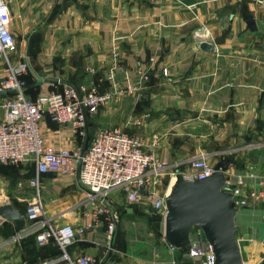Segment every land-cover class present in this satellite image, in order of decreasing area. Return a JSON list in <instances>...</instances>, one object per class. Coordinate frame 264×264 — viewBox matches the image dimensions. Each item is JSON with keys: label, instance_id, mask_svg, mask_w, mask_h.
Masks as SVG:
<instances>
[{"label": "crops", "instance_id": "1", "mask_svg": "<svg viewBox=\"0 0 264 264\" xmlns=\"http://www.w3.org/2000/svg\"><path fill=\"white\" fill-rule=\"evenodd\" d=\"M7 1L17 44L14 59L27 63L21 78L29 97L65 86L115 92L87 116L83 136L46 114L39 124L44 142L81 151L101 130L118 128L136 135L144 150L170 162L159 173V192L177 172L187 174L194 158L213 165L231 158L226 172L243 175L248 189L259 193L254 208H241L236 216L237 242L241 252L250 255L243 263L258 264L264 257V0ZM247 18L254 20L256 30L247 27ZM204 29L208 38H198ZM201 41L212 44L213 51H202ZM164 67L167 76L161 72ZM3 72L0 62V76ZM126 86L136 89L121 91ZM8 95L0 93V119ZM210 142L226 156H214ZM12 173L14 184H26L30 196L33 164H15ZM40 187L44 208L55 224L77 226L92 212L75 161L68 172L42 174ZM132 204L151 209L145 202ZM113 207L118 221L112 238L101 220L68 245L72 257L87 254L93 264H200L171 252L160 214L154 221L157 229L161 222L157 249L132 247L137 231L130 226L145 213L124 211L114 201ZM1 220L15 230L12 221ZM25 233L20 239L30 240L23 247L0 237L1 247H15L12 263L22 261L23 254L22 264L48 259L66 264L52 240L38 246L34 232L28 228Z\"/></svg>", "mask_w": 264, "mask_h": 264}, {"label": "built area", "instance_id": "2", "mask_svg": "<svg viewBox=\"0 0 264 264\" xmlns=\"http://www.w3.org/2000/svg\"><path fill=\"white\" fill-rule=\"evenodd\" d=\"M12 23L9 2L0 0V62L4 69L0 76V92L9 94L3 102V116L0 119V164L30 163L34 166V174L28 179L33 192L28 201L27 214L33 219L30 229L35 234L38 246H44L52 240L59 249L60 259L66 264H93V258L87 254L72 257L67 251L68 245L77 235L92 229L101 220L106 223L108 239L112 238L118 221L113 200L109 198V192L113 189H121L131 204H149L154 212L164 218V197L169 192L174 176L166 182L164 191L159 192L163 184L159 173L170 162L156 158L151 151L142 148L138 136L118 128L95 132L82 155L79 150L57 149L46 144L39 130V124L46 114L56 123L69 125L78 135L83 136L87 116L96 113L98 107L110 100L115 92L100 93L95 89L65 86L36 98L29 97L21 78L27 70V63L14 59L17 44ZM197 37L208 38L207 29L197 34ZM161 72L164 76L168 75L165 67ZM132 89L136 87L126 86L121 91ZM73 161L79 164V183L86 190L87 200L93 206L92 212L84 223L77 226L55 224L47 215L42 202L40 177L58 169L68 172ZM213 166L203 158H194L191 160V170L183 176L190 181L203 179L212 174ZM248 175L254 177L252 173ZM225 177V185L232 192L234 206L238 210L254 208L259 193L248 189L244 176L226 172ZM192 232L197 237L196 241L191 239L190 249L183 254L189 259L198 260L200 264H214L213 247L205 239L202 230L194 227ZM168 246L171 252L177 250ZM55 262L56 259H48L39 264Z\"/></svg>", "mask_w": 264, "mask_h": 264}, {"label": "water", "instance_id": "3", "mask_svg": "<svg viewBox=\"0 0 264 264\" xmlns=\"http://www.w3.org/2000/svg\"><path fill=\"white\" fill-rule=\"evenodd\" d=\"M245 22L251 31L256 30L252 18ZM199 48L204 52L213 51L212 44L207 41H201ZM86 145L87 142L81 149V155ZM230 164L231 158L219 159L210 176L194 181L187 180L181 172L174 175L164 197L163 237L168 245L182 251L190 249L191 230L198 227L213 247L214 264H244L236 237L238 208L231 200L230 188L225 185V172ZM0 217L13 222L16 230L13 239L28 231L25 215L11 204L0 205ZM113 247H110L108 255H111ZM258 264H264V257Z\"/></svg>", "mask_w": 264, "mask_h": 264}, {"label": "rangeland", "instance_id": "4", "mask_svg": "<svg viewBox=\"0 0 264 264\" xmlns=\"http://www.w3.org/2000/svg\"><path fill=\"white\" fill-rule=\"evenodd\" d=\"M215 143V142H214ZM214 148L213 155L214 156H219L223 155L226 156V154L223 152V149L217 148L219 145L218 144H213V142H210L208 146ZM12 167L9 168H4L0 166V176L4 177L5 180H1L0 184V205L9 203L11 204L14 208L20 211V213L24 214L27 216V226L26 228H30L32 226V221L33 219L28 217L27 214V206H28V201L30 199V192L27 190L28 188L26 187V184H14L15 180L13 173H12ZM17 185V186H16ZM163 186V185H162ZM161 186V187H162ZM109 198L114 201L116 206H123L124 211L131 210V212L135 213H145L144 215H139V218H141L140 221L134 222L131 224L130 228L133 230H136V236L132 237L130 243L132 244V247H137V246H142L144 249L148 251H152L157 249L156 247L158 246L157 240L159 239V234L161 229V222L160 226L158 229L154 226L156 220L159 219V215L157 212H154L151 209H146L142 208L140 206L134 205L129 203L121 189H117L113 194L110 193ZM238 213V212H237ZM2 218L0 217V237H3L5 241L8 239H11L12 244H17L21 242L22 247L26 243V241L30 240V237H23V239H20L19 237H16L13 239L14 234L16 231L11 228V226L5 225L2 223ZM126 228H129L128 226ZM26 234V233H23ZM196 235L194 232L191 233V239L195 242L196 241ZM14 240H16L14 242ZM21 240V241H20ZM161 240V239H160ZM242 242V241H241ZM19 246V244L17 245ZM244 246V245H243ZM14 246H11L10 248L1 247L0 245V264H14L12 263L13 257H14ZM243 248H240V250ZM23 250V249H22ZM145 250V251H146ZM243 260H248L249 254L244 250L242 253ZM264 252L262 253V255ZM30 255L28 251H26V258L27 256ZM24 261V256L22 254V261H17L15 264H22Z\"/></svg>", "mask_w": 264, "mask_h": 264}, {"label": "trees", "instance_id": "5", "mask_svg": "<svg viewBox=\"0 0 264 264\" xmlns=\"http://www.w3.org/2000/svg\"><path fill=\"white\" fill-rule=\"evenodd\" d=\"M248 19V18H247ZM25 88H26V86H25ZM26 90V89H25ZM26 92V91H25ZM0 166L1 167H4V168H9V167H12L13 165H2V164H0ZM57 247V246H56ZM57 249H58V247H57ZM58 251H59V249H58ZM176 251H178V252H180V253H184L185 251H182V250H176Z\"/></svg>", "mask_w": 264, "mask_h": 264}, {"label": "bare ground", "instance_id": "6", "mask_svg": "<svg viewBox=\"0 0 264 264\" xmlns=\"http://www.w3.org/2000/svg\"><path fill=\"white\" fill-rule=\"evenodd\" d=\"M172 181H173V179H172ZM172 181H171V182H172Z\"/></svg>", "mask_w": 264, "mask_h": 264}]
</instances>
